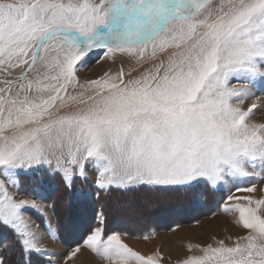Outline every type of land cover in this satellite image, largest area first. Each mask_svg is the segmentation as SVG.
<instances>
[{
	"label": "snow or ice",
	"instance_id": "snow-or-ice-1",
	"mask_svg": "<svg viewBox=\"0 0 264 264\" xmlns=\"http://www.w3.org/2000/svg\"><path fill=\"white\" fill-rule=\"evenodd\" d=\"M92 53L126 56L132 67L82 84L77 65ZM262 97L264 0H0V175L8 184L17 170L45 166L70 184L86 163L102 190L252 177L257 164L264 169V124L247 121ZM244 199L223 211L238 212L246 243L221 241L184 264H264V201ZM29 207L35 199L15 200L0 180L8 233L0 264H11L15 247L21 260L41 251ZM99 221L67 260L84 246L109 264H159L158 253L140 255L120 233L105 234L102 214Z\"/></svg>",
	"mask_w": 264,
	"mask_h": 264
},
{
	"label": "rangeland",
	"instance_id": "rangeland-1",
	"mask_svg": "<svg viewBox=\"0 0 264 264\" xmlns=\"http://www.w3.org/2000/svg\"><path fill=\"white\" fill-rule=\"evenodd\" d=\"M85 60L86 63L77 65L76 75L82 84L98 79L106 72L115 74L123 70L128 73L132 67L128 58L120 54L112 60L92 53ZM256 96H260V93L256 92ZM252 102L249 99L241 107L247 110ZM247 122L264 124V97L257 101V108L253 109ZM98 174L96 166L86 163L82 169L73 171L70 184L62 173H52L47 166L38 170H17L13 176L15 184H8L7 177L0 175V180L6 182L8 192L15 200H36L37 207H29L24 213L32 231L39 238L41 251H33L32 254L38 255L41 258L38 260L42 261L38 263L37 260L34 264H72L71 262L79 259L81 250H86L91 260L109 264L103 256L84 246L72 260L66 259L69 248L82 245L89 231L99 225L101 214L106 235L120 233L121 241L142 256L158 253L159 264H184L191 256H202V249L220 246L221 241L226 247L246 243L242 238L247 237L250 230L242 227L238 212L223 211L225 203L230 206H246L248 201L245 197L264 201V169L259 164L252 177L228 179L216 187L200 183L194 187L173 186L167 189L139 186L129 191L112 186L102 190L96 184ZM66 185L73 187L69 193L72 195L70 200L74 209L68 214L63 213V206L69 201L64 191ZM246 187H255V191L237 190ZM229 194L233 199L226 202L225 197ZM136 206L147 210L151 215L142 216L143 212L137 210ZM251 207H255V204ZM258 214L264 216V205H261ZM185 232L188 234L182 236ZM157 234L164 236L165 240L155 248L156 244L148 239L153 241ZM124 238L148 252L143 254L134 250ZM17 258L18 256L11 258V264H21V259Z\"/></svg>",
	"mask_w": 264,
	"mask_h": 264
},
{
	"label": "trees",
	"instance_id": "trees-1",
	"mask_svg": "<svg viewBox=\"0 0 264 264\" xmlns=\"http://www.w3.org/2000/svg\"><path fill=\"white\" fill-rule=\"evenodd\" d=\"M73 188V187H72ZM70 186H65V189H64V191H65V195H67V200L69 199V201L67 202V203H65L64 204V206H63V208H64V211H63V213L64 214H68V212L71 210V209H74L73 207H74V204L72 203V201L70 200V196H72V195H70V193L69 192H72V190H70V189H72ZM181 193V192H180ZM66 200L64 199L63 200V202H65ZM181 201V200H180ZM136 207H138L137 208V210L138 209H140L141 210V207H139V206H136ZM137 210H135V211H137ZM143 210V211H142ZM141 211L143 212V214H142V216H146V214H150L151 215V213H148V211L147 210H145V209H142ZM62 213V212H61ZM78 217V216H77ZM85 218V217H84ZM86 219V218H85ZM87 219H89V217L87 216ZM118 219H120V218H118ZM60 225H58V227H59ZM59 230L61 231L62 230V228H59ZM8 235V233H7V231L6 230H4V229H2V228H0V238H4V237H6ZM18 256V258L19 259H21V253H20V250H19V248L18 247H15V248H13L12 249V254H11V258H16ZM17 258V259H18ZM38 259H41L38 255H36V254H32L31 253V255L30 256H25L24 258H23V260H21V264H29V260H30V262H31V264H34V262L35 261H37ZM39 261H42V260H38V263H39ZM23 262V263H22ZM18 264H20L19 262H18Z\"/></svg>",
	"mask_w": 264,
	"mask_h": 264
},
{
	"label": "bare ground",
	"instance_id": "bare-ground-1",
	"mask_svg": "<svg viewBox=\"0 0 264 264\" xmlns=\"http://www.w3.org/2000/svg\"><path fill=\"white\" fill-rule=\"evenodd\" d=\"M138 208V207H137ZM136 208V209H137ZM143 209V208H142ZM140 211V210H139ZM143 211V210H142ZM229 228V227H228ZM189 233H191V232H189ZM184 234H188V232H185V233H182V236L184 235ZM192 234V233H191ZM188 235H186V237H187ZM165 240V237L164 236H162V235H156V237H155V239L153 240V241H150L149 239H148V241L149 242H152V243H155L156 245H155V247H157V245H160L161 243H162V241H164ZM126 242V241H125ZM128 242V244L129 245H131L135 250H137V251H140V252H143V253H145V251L144 250H142V249H140V248H138L137 247V245L135 246L134 244H132V243H130L129 241H127ZM84 255H86V252L84 251V250H81L80 251V254H79V258H82V259H84ZM87 257V256H86ZM90 258V257H89ZM81 260V259H80ZM86 260V259H85ZM84 261V260H83ZM87 261L89 262V260L87 259ZM87 261H85V262H87ZM92 262H93V260H91ZM74 263H76V262H74ZM96 263V262H95ZM94 263V264H95Z\"/></svg>",
	"mask_w": 264,
	"mask_h": 264
},
{
	"label": "crops",
	"instance_id": "crops-1",
	"mask_svg": "<svg viewBox=\"0 0 264 264\" xmlns=\"http://www.w3.org/2000/svg\"><path fill=\"white\" fill-rule=\"evenodd\" d=\"M124 241H126V243L128 244V242H127V240H129V239H127V238H124L123 239ZM131 241V240H130ZM145 244V242H142V244ZM146 243H147V241H146ZM147 244H149V243H147ZM129 245V244H128ZM149 245H152V244H149ZM130 247H132L131 245H129ZM155 247V246H154ZM133 248V247H132ZM155 248H157V247H155ZM135 250V249H134ZM145 250V249H144ZM85 252H86V250H84ZM140 252V251H139ZM146 252H148V251H146ZM145 252V253H146ZM141 253H143V252H141ZM144 254V253H143ZM87 256V257H86ZM90 257V254H88V253H86V255H84V259H82L81 258V260H80V258L79 259H77V260H74V262H76L77 264H94L95 263V261H91V258H89ZM86 259V260H85ZM87 259L89 260V262L87 261ZM84 260V261H83ZM85 261H87V262H85ZM74 262H71L72 264H75ZM95 264H99L98 262H96Z\"/></svg>",
	"mask_w": 264,
	"mask_h": 264
}]
</instances>
